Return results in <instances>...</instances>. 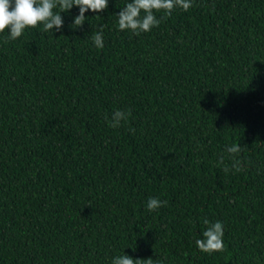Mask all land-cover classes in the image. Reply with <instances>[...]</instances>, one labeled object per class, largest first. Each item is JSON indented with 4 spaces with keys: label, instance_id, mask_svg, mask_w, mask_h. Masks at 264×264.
<instances>
[{
    "label": "trees",
    "instance_id": "1",
    "mask_svg": "<svg viewBox=\"0 0 264 264\" xmlns=\"http://www.w3.org/2000/svg\"><path fill=\"white\" fill-rule=\"evenodd\" d=\"M128 2L0 33V264H264V0H192L139 36ZM204 219L225 251L196 247Z\"/></svg>",
    "mask_w": 264,
    "mask_h": 264
},
{
    "label": "clouds",
    "instance_id": "2",
    "mask_svg": "<svg viewBox=\"0 0 264 264\" xmlns=\"http://www.w3.org/2000/svg\"><path fill=\"white\" fill-rule=\"evenodd\" d=\"M109 0H0V33L7 31L5 43L14 41L21 37L26 29L43 26L44 32L54 30L59 32L64 26V19L61 13L70 12L75 6L79 9V14L73 19L69 27L76 29L85 23V13L89 10L93 13H100L107 9ZM193 6L192 0H130L116 14L118 17V29L120 31H130L136 36L141 33L150 32L153 27H159L163 19H167L177 8L188 11ZM58 10V11H56ZM156 12H163L161 18H157ZM143 13V15L141 14ZM92 42L96 48L104 47L103 27L92 36ZM131 115V110L116 109L111 114V118L105 115L108 126L117 128L121 122H126ZM134 131V130H132ZM226 152L233 160V168L236 171L242 170L240 161L236 157L241 152L239 144H232L226 148ZM224 156L221 155L218 166L223 164ZM227 167L224 171H228ZM167 205V201H162L156 197H149L147 200V210L155 211ZM206 229L201 237L195 240L196 247L204 253L211 255L214 252L225 251L223 242V224L221 221L214 223L208 219L203 220ZM135 250V249H133ZM111 264H154L151 257L147 259H133L127 254L115 256Z\"/></svg>",
    "mask_w": 264,
    "mask_h": 264
}]
</instances>
